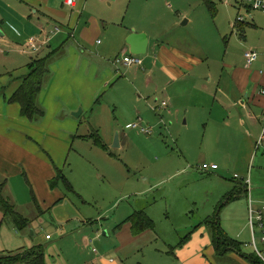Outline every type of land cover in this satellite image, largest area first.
<instances>
[{
	"label": "crops",
	"instance_id": "1",
	"mask_svg": "<svg viewBox=\"0 0 264 264\" xmlns=\"http://www.w3.org/2000/svg\"><path fill=\"white\" fill-rule=\"evenodd\" d=\"M106 1L77 0V5L70 7L65 5V0H0L1 5L8 7L0 20V25L5 27L0 34V58H9L11 62L23 61L25 56L29 59L15 72L19 74L17 78L21 79L0 98V173L8 181L6 194L16 204L17 210L33 218V222L64 199V196L59 195L62 194L60 183L53 188L51 182L59 169L64 173L63 162L70 144L68 134L81 138V135L72 133L79 127V121L72 113L82 108L81 115L90 112V118H93L100 97L109 92L110 87L116 91L120 83L126 82L131 91V81L121 78L124 76L123 71L113 59L116 60L120 54L133 55L127 42L132 31L147 33L150 42L145 57L133 55L139 61L119 63H122L125 71L145 72V90H154L153 97L147 98L153 102L146 101V105H151L155 113L167 112L175 120L182 115L189 119L191 115L203 123L208 121L211 137L207 155L195 160L199 171L184 170L190 177L204 178L213 188L214 192L209 193L210 197L206 199V205L211 210L203 222L216 213L230 193L235 190L242 192L236 199L223 203L220 212H225L221 220L223 229L242 244L244 256L233 250H229L226 255H219L207 231L208 227H201L182 245L168 244L170 250L167 252L171 254V261L167 264H255L249 259L251 253H256L255 246L252 244L254 252L247 247H252L251 242L256 236L255 231L253 237L249 221L251 206L254 211L263 210L264 215V146L257 148L256 144L264 123V12L244 3L247 12L245 19L249 18L252 22H238L231 27L240 37V53H231L230 45L227 46L222 63L224 70L214 74V56L209 51V39L201 34L191 36L183 27L195 23L189 11L177 10V19L169 26L174 33L164 34L172 40H164L160 36L166 25L158 32H149L135 24H126L119 6L113 16L107 13L103 8ZM121 1L111 0L109 8ZM163 6L172 11L175 9L172 4L165 3ZM80 9L83 14H79ZM82 19H85L84 24ZM151 19H154L153 16ZM182 20L183 23H180ZM56 27L61 28V31L51 35ZM44 35H49L51 39L41 51L63 47L64 54L52 64L53 77L40 95L46 116L42 122L35 123L22 116L20 104L7 102L6 99L17 90L28 72V64L40 53L34 55L29 41L35 37L42 39ZM100 35H104L103 41ZM218 35L222 41L225 34L219 30ZM248 50H256L260 54L258 60L249 66L245 58ZM157 94H160L162 101ZM164 100L168 104L162 106ZM129 101L127 108L130 113L134 109L144 111V105L135 93H132ZM153 107H157L158 111ZM191 108L198 111L191 114ZM209 108L212 112L208 113ZM146 112L143 113L146 115ZM125 115L123 112L122 117ZM138 118L139 121L135 122L138 126H132L141 130L144 128V119L139 114ZM59 129L68 134L61 133ZM193 143L186 142L184 146L192 148ZM190 163L188 161V166ZM206 167L210 170L202 171ZM246 178L251 180L249 186L244 180ZM4 216L0 209V237L4 227L9 229L10 234L16 230L10 220H4ZM130 226L131 232L126 233L127 241L121 240L122 229L118 233L121 241L115 248L118 255L123 254L126 258L130 255L124 253L125 243L133 246L130 251L134 254L159 238L153 228L135 235L133 224ZM31 229H34L32 234L36 235L33 224L26 231ZM259 229L263 235L264 228L259 226ZM18 238L16 235L19 241L13 248L3 240L0 250L13 251L25 247L26 242ZM46 239L52 238L46 235ZM261 240L264 245L263 238ZM157 251L158 254L163 253ZM95 256L89 264H120L107 256ZM213 256H218L219 262Z\"/></svg>",
	"mask_w": 264,
	"mask_h": 264
},
{
	"label": "rangeland",
	"instance_id": "2",
	"mask_svg": "<svg viewBox=\"0 0 264 264\" xmlns=\"http://www.w3.org/2000/svg\"><path fill=\"white\" fill-rule=\"evenodd\" d=\"M110 1L107 0L103 8L113 16L119 6L126 24H135L149 32H158L166 25L160 36L164 40H172L164 34L174 33L169 26L177 19V10L189 11L195 23L183 27L191 36L201 34L209 39V51L214 56V74L224 70L222 63L227 46L230 45L231 53H240L242 48L240 37L231 27L240 22L237 21L238 16H247L244 0H123L109 8ZM210 1L215 5L211 6ZM165 3L172 4L175 9L169 10L163 6ZM6 7L0 4V20L6 13ZM82 20L84 24L85 19ZM246 21L252 22L249 18ZM4 28L0 25V34ZM219 30L225 34L222 41ZM103 37L100 35V40L103 41ZM47 52L40 51L39 54ZM118 57H122L121 54ZM25 58L20 62L0 58V98L21 79L17 78L19 74L15 72L29 62ZM113 61L116 63L115 59ZM115 65L123 71L124 76L121 78L131 81V91L126 82L120 83L116 91L110 87L109 92L100 97L93 118H90V112L76 117L79 127L72 133L81 135V138L59 129L61 133L69 135V152L65 156L63 170L75 192L70 193L64 180H61L59 189L62 194L59 195L64 196V199L33 222L37 234L33 235L32 229L19 234L13 230L10 234L9 229L4 227L0 243L7 241L10 243L7 245L13 248L19 241L16 239L18 235L21 242H26L24 248L30 247L32 243L45 245L48 264H89L96 258L95 255L113 258L120 264H167L171 261V254L167 252L170 250L168 244H182L189 234L207 229L203 220L211 209L206 205V199H209V193L214 192L213 188L204 178L190 177L184 170L199 171L195 160L207 155L211 137L208 121L203 123L191 115L189 119L182 115L175 120L167 112L155 113L151 105H146V101L153 102L147 98L153 97L154 90H145V72H128L122 63L117 62ZM132 93L142 101L146 115L142 109H134L133 113L128 110ZM157 95L162 101L160 94ZM196 111L198 109L191 108V114ZM207 111L212 112L210 108ZM123 112L125 117H122ZM138 114L144 119L143 127L151 133L147 134L132 126L139 121ZM186 142H194L192 148L184 146ZM256 151L261 155L258 149ZM186 159L191 161L189 166ZM209 170L206 167L202 171ZM136 210H145L153 219V229L159 238L134 254L130 251L133 246L125 243L124 253L130 255L126 258L123 254L118 255L115 248L121 240L127 241L126 233L131 232L128 219ZM224 216V211L223 214L219 213L220 222ZM122 229L123 235L119 240L118 233ZM207 231L210 232V229ZM255 231L257 246L264 251L262 232L258 226ZM46 235L52 239L47 240ZM157 249L163 253L158 254ZM247 249L253 251L254 247L249 246ZM213 258L219 262L218 256Z\"/></svg>",
	"mask_w": 264,
	"mask_h": 264
},
{
	"label": "trees",
	"instance_id": "3",
	"mask_svg": "<svg viewBox=\"0 0 264 264\" xmlns=\"http://www.w3.org/2000/svg\"><path fill=\"white\" fill-rule=\"evenodd\" d=\"M209 4L211 6L215 5L213 1H210ZM40 51L41 50H39V52ZM63 54V47H58L48 51L44 55H36L28 64V72L22 78L21 84L17 90L12 96L6 99L7 102L20 104L22 116H26L32 122L40 123L46 116V109L43 103L40 102V95L44 87L53 77L54 72L52 70V64L54 61L59 60ZM52 180L51 186L53 188L56 187L61 180H64L69 192H75L73 185L67 180L62 170L59 169L57 176ZM7 185V178L0 173V209L5 214L4 220H10L17 231H26L33 224L34 219L25 216L17 210L16 204L6 194ZM240 193H242L240 190H235V192L230 193L221 205L223 203L225 204L227 201L236 199ZM221 205L218 213H215L212 217L204 221L210 229V235L216 252L223 256L226 255L229 250H233L244 256L245 252H242V244L238 240L227 235L222 227V222H220L219 217L220 209H222ZM128 221L133 224L132 230L135 235L154 227L152 218H150L144 210H136L135 213L129 217ZM189 236L190 234L186 236V239ZM249 259L255 264H264L257 253H251ZM0 264H48L46 246L37 244L28 248L13 249V251L0 250Z\"/></svg>",
	"mask_w": 264,
	"mask_h": 264
},
{
	"label": "built area",
	"instance_id": "4",
	"mask_svg": "<svg viewBox=\"0 0 264 264\" xmlns=\"http://www.w3.org/2000/svg\"><path fill=\"white\" fill-rule=\"evenodd\" d=\"M244 2L247 3L248 6H251L252 9L260 10V11L264 12V0H244ZM65 5L66 6H70V7H75L77 5V0H65ZM237 21L245 22V16H243V15L238 16V20ZM60 31H61V28L56 27L53 30V32L51 33V35L59 33ZM50 39H51V37H49V35L48 36L44 35V37L42 39L40 37L32 38L29 41L30 42L29 46H30L32 52L33 53L38 52V50L41 47H43L44 45L49 43ZM259 56H260V54L256 50H248V51H246L245 58H246L247 65L248 66L252 65L254 63V61L258 60ZM122 61L131 64V62H136V61H139V60H137L133 55L117 57L116 60H115V62H122ZM167 104H168L167 100L166 101L164 100L163 103H162V106H165ZM153 108H154L155 111H158L157 107H153ZM133 126L137 127L138 123H134ZM141 130H142V132H146L147 134L151 132L149 129L147 130L145 128H142ZM256 144H257V148H260V147L264 146V123L262 125V132H261L260 137L258 138ZM237 177H239V175H237ZM244 180H245L246 184L249 186L250 183H251L250 178H246ZM250 206H251V199H250ZM263 216H264L263 215V210L254 211L252 206H251L249 221H250V224H251V227H252L253 237H254V232H255V227L256 226H258V227L260 226L261 228H264ZM262 236H263V241H264V232H263ZM47 238H50V236L47 235ZM252 244L255 246V252L258 254V256L261 258V260L264 263V252H262L261 250L258 249V247L256 245V238L255 237L253 239V243Z\"/></svg>",
	"mask_w": 264,
	"mask_h": 264
},
{
	"label": "water",
	"instance_id": "5",
	"mask_svg": "<svg viewBox=\"0 0 264 264\" xmlns=\"http://www.w3.org/2000/svg\"><path fill=\"white\" fill-rule=\"evenodd\" d=\"M127 42L131 47L130 52L133 55H145L148 50L150 39L147 33H138L136 31H132L130 36L127 38ZM82 110L83 109L80 108L79 111L73 112V115H75L76 117L80 116ZM116 146H119V135L116 139ZM32 233H34V229H32Z\"/></svg>",
	"mask_w": 264,
	"mask_h": 264
}]
</instances>
